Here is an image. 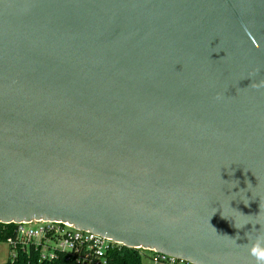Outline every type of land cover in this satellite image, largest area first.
Masks as SVG:
<instances>
[{
	"label": "water",
	"instance_id": "95a60500",
	"mask_svg": "<svg viewBox=\"0 0 264 264\" xmlns=\"http://www.w3.org/2000/svg\"><path fill=\"white\" fill-rule=\"evenodd\" d=\"M261 80L264 0H0V223L255 264Z\"/></svg>",
	"mask_w": 264,
	"mask_h": 264
},
{
	"label": "built area",
	"instance_id": "2783aa9c",
	"mask_svg": "<svg viewBox=\"0 0 264 264\" xmlns=\"http://www.w3.org/2000/svg\"><path fill=\"white\" fill-rule=\"evenodd\" d=\"M11 264H107L108 253L120 242L62 221L31 220L16 223L5 239ZM155 263L191 264L152 250ZM25 256H22L24 255Z\"/></svg>",
	"mask_w": 264,
	"mask_h": 264
},
{
	"label": "trees",
	"instance_id": "16d2710c",
	"mask_svg": "<svg viewBox=\"0 0 264 264\" xmlns=\"http://www.w3.org/2000/svg\"><path fill=\"white\" fill-rule=\"evenodd\" d=\"M14 228L15 224L13 223H0V241H5L6 237L14 232ZM22 256H25V254ZM143 257L151 258V255L140 248H128L122 246L108 253L107 264H144ZM3 264L11 263L6 261Z\"/></svg>",
	"mask_w": 264,
	"mask_h": 264
},
{
	"label": "clouds",
	"instance_id": "9594fccd",
	"mask_svg": "<svg viewBox=\"0 0 264 264\" xmlns=\"http://www.w3.org/2000/svg\"><path fill=\"white\" fill-rule=\"evenodd\" d=\"M251 87L253 88H264V80L259 81L258 83H251L250 84ZM219 95L217 96V99H219ZM246 205L248 203H245ZM241 215H244L241 213ZM227 218V217H226ZM234 227H236L237 229H240L243 226H238L235 222H234ZM247 237V243L244 244L243 246H246L248 248V252L249 255L254 259L255 264H264V234H258L256 235L255 238H252L249 233L245 234ZM235 243H237V240L240 239L239 236H237L236 238H231ZM238 244V243H237Z\"/></svg>",
	"mask_w": 264,
	"mask_h": 264
},
{
	"label": "rangeland",
	"instance_id": "374dc122",
	"mask_svg": "<svg viewBox=\"0 0 264 264\" xmlns=\"http://www.w3.org/2000/svg\"><path fill=\"white\" fill-rule=\"evenodd\" d=\"M149 255L150 253L147 252ZM9 259V246L5 241H0V263L8 261ZM144 264H151V260L149 257H143Z\"/></svg>",
	"mask_w": 264,
	"mask_h": 264
},
{
	"label": "crops",
	"instance_id": "0c3cea01",
	"mask_svg": "<svg viewBox=\"0 0 264 264\" xmlns=\"http://www.w3.org/2000/svg\"><path fill=\"white\" fill-rule=\"evenodd\" d=\"M150 258V257H149ZM151 264H167V263H155L152 258H150ZM6 262V261H5ZM5 262H1L0 264H3Z\"/></svg>",
	"mask_w": 264,
	"mask_h": 264
}]
</instances>
